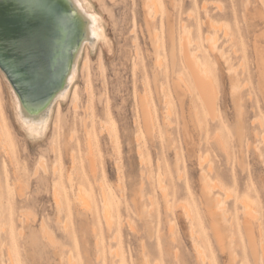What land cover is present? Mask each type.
Segmentation results:
<instances>
[{"label": "rangeland", "instance_id": "1", "mask_svg": "<svg viewBox=\"0 0 264 264\" xmlns=\"http://www.w3.org/2000/svg\"><path fill=\"white\" fill-rule=\"evenodd\" d=\"M148 1L87 0L98 13L104 35L82 50L77 74L64 96L54 102L45 131L27 136L16 125L0 72V121L8 128L14 153L10 164L0 152V180L12 194L8 198L2 189L0 255L4 260L0 264H144L141 245L157 251V244L162 264H175V251L183 263L198 264L188 222L178 206L191 197L195 203L200 200L201 169L227 189L224 193L233 195L224 194L219 186L220 191L213 190L221 199L228 197L222 202L231 215L227 214L226 223L231 226L226 225L230 227L226 233L234 237L235 264H244L240 240L245 246L247 241L237 228H242L245 215L234 198L251 195L256 203L252 228L257 260L251 259L250 264H264V0H156L153 17ZM211 21L226 26L234 41L218 31L216 44L207 42ZM183 29L200 42L192 47L200 61L204 56L210 62L217 91L214 116L207 112L186 65L183 44L189 47L182 38ZM232 81L241 87L236 93L240 110L231 93ZM141 103L152 117L148 128ZM89 156L95 159L92 173L87 166ZM40 159L46 172L38 168ZM177 160L182 179L175 171ZM116 164L121 171L119 187ZM208 165L212 172L206 170ZM158 172L167 185L166 215L175 223L174 232L168 231L163 215L166 204L156 188ZM55 186L63 192L60 211L53 202ZM78 188L89 197L91 210L75 201ZM101 188L107 190L112 204L114 241L102 217ZM142 205L153 219L160 218L158 239L157 234L146 236ZM200 207L195 208L201 226L210 236ZM10 210L13 232H9ZM127 220L137 232L128 230ZM42 221L53 244L45 238ZM61 222L67 223L69 233L62 231ZM201 226L196 222V230ZM212 249L210 258L216 264L229 263L227 251L220 253L214 244ZM247 251L246 246V255ZM7 252L13 255L10 259Z\"/></svg>", "mask_w": 264, "mask_h": 264}, {"label": "bare ground", "instance_id": "2", "mask_svg": "<svg viewBox=\"0 0 264 264\" xmlns=\"http://www.w3.org/2000/svg\"><path fill=\"white\" fill-rule=\"evenodd\" d=\"M29 2L30 3L28 6L32 10L33 15L22 13L23 8L20 7L18 4H16L13 7V11H14L13 16L8 13L6 0H1L0 2V6L2 9L0 14V19L6 23V28L3 30L2 33H4L7 36H13L17 41V44L15 46H11L9 43H3L0 38V64L6 70L5 73L2 72L1 70L0 72L2 73L1 76H3L4 83L6 84V87L8 89L9 100H10L11 108L13 110L15 123L22 131L25 132L27 136L38 133V131L41 130L45 131L48 128L50 113L53 104L56 100L64 96V94L67 92L69 84L75 78L77 74L76 66L80 59L82 50L86 45L94 43L98 39L102 38L104 35L103 24L98 18V13L92 10L87 5V0H41L39 1L40 5L38 6H37L38 0H29ZM155 2L156 0H149L146 3L148 10L151 13V17H153L152 12H154L155 7H157L155 6L156 5ZM43 3H45V6L48 7L51 11L46 10L43 6ZM204 5L205 3H203L202 9H205ZM52 11L55 15L50 14V12ZM263 12H264V3H263ZM209 28H210V32H207L205 34V40L207 42L216 44L217 42L216 33L218 31L219 32L222 31L224 37L228 36V32H227L228 28L226 26L220 25L219 23L211 21L209 23ZM189 32L190 30L187 29H183L182 31V38L189 47V49L187 50L185 44H183V50H182L183 56L184 59L186 60V65L190 71V75L193 80L195 89L199 93L201 100L203 101V104L207 109V112L210 114V116H214L216 113L215 101L217 98V91H216V85L213 82L211 70L208 67V65L209 66L211 65L209 60L206 59L204 56L201 59L202 61H200L196 51L192 49L194 45L198 46L200 42L195 37L191 36ZM48 37L51 40L48 39ZM227 38L229 41H234V37L228 36ZM40 41L51 44V47H49L47 51H45V53L43 54V61L37 63L31 60L30 57H35L37 55V51H38L37 44ZM219 53L220 55L223 56L222 51H220ZM262 62L264 63V59L262 60ZM160 63L161 60L158 61V64ZM16 85L20 87L21 92ZM238 85H239L238 83L236 84L235 82L232 81L231 93L236 101L238 109L240 110L241 109L239 103L240 100L236 98L237 95L236 93H239L240 92L239 89L241 88ZM141 104H142V108H141L142 120L145 127L148 128L149 125L152 124V117L144 108L143 103ZM74 107H76V105H74ZM169 109L170 108L167 107V111H166L167 114L170 111ZM136 139L138 141V137ZM0 152L3 154V156L6 159L7 158L10 159L11 161L10 164H11L14 158L12 142H11V138L8 135V128L2 123V121H0ZM140 160L143 161L142 157L140 158ZM198 160H199L198 161V165H199V163H201L202 161L199 159V157ZM87 161H88V165H87L88 170L89 172L92 173L95 170V159L89 156L87 157ZM144 163L146 164V162H143V165L145 166ZM115 166H117V168L116 167L115 168L117 169V178L119 180L117 186L119 187L121 184V180H120L121 171L119 165L116 164ZM201 166L198 167L201 169L202 168ZM208 166L210 167V165ZM38 168H41L44 172H46V166L43 159L39 160ZM38 168L35 169L34 174L38 173ZM206 170H208L209 172L213 171L211 167L206 168ZM175 171L177 172V175L180 177L182 173L180 174L178 160L175 163ZM206 173L207 172H205V170L201 169L199 175L201 182L200 184L201 194H200V198H198L200 200L198 201V203L197 202L196 203L197 205L202 206L200 208L203 210V215L207 220V226H208L207 229L211 233L210 236L204 234L206 228L201 226L202 223L201 217L198 215V212L196 211L197 209L195 207L197 205L194 202V200H192V197L189 198L191 199L189 200V202H184L180 204L181 206L180 205L179 206L176 205V206H178L179 209L181 208L182 215L188 222L189 238L191 239L190 240L191 247L195 255L196 263L216 264L210 258V256L212 257L213 255L212 246L214 244L218 248L220 253L223 252L225 253V251H227V255L229 258L228 264H235V260H237L236 257L237 254L235 252V248H236L235 242L232 240L234 237L232 238V236L227 235L226 233L227 229L229 231L230 228V227L226 228V225L228 224L227 226L229 225L231 226V224L226 223L228 221L227 217L228 215H230L229 213L230 211L227 209L225 210L222 202L223 198L222 199L220 198L221 197L220 194L214 192L215 188H218V186L222 189V191L223 190L227 191V189L222 187L221 184L217 185L215 182H213L210 178H208ZM157 174H159V172ZM14 175H15V184H19L18 177L16 176L17 174L13 173V176ZM157 177L158 176L156 175V180H157L156 188L157 191L158 190L160 191L158 192L161 193L160 195L162 196V199L166 204L163 215L167 218L168 231L174 232L175 223L171 219H169L168 216L166 215L169 205L167 202L168 198L166 199L167 195L165 193V188H167L166 187L167 185L164 183V181H162V179L165 180V178L163 175V178L161 179L160 174L159 177L158 178ZM185 188L190 196L192 194L191 189L188 183L186 182H185ZM2 189H4L7 192V196L8 198H10L12 194L10 193V191H8V186H6V184L2 183V181L0 180L1 199L3 192ZM221 189L218 188L219 191ZM139 190H141V188ZM61 194H63V192H61L58 189V187L55 186L53 189L52 197L55 207L59 211L64 208ZM224 194L228 195L229 193H224ZM230 195L231 194H229V196ZM250 196L251 195L243 194L241 196H238L237 198H234L236 199L237 202L241 204L242 212L245 215V218L243 217L244 220L242 223L243 224L242 228H240V226L237 227L239 231L243 232L244 238L247 241L246 246L248 250L247 251L248 255L245 254L246 246L244 245L243 239L240 240L243 247L244 258L242 261L244 264H250L251 259L253 262L257 260L256 241L253 235V228H252L253 219L257 218L255 217V211H254L256 207V203L250 198ZM100 197H101L102 217L108 231L112 232L111 234L114 241V239L117 238V235L114 234V219L112 216V204L110 202L109 194L107 190L101 188ZM227 198L228 197H226V199H223V201L228 200ZM74 199L76 202L84 206L87 210H91L90 208L91 201L89 197L86 196L85 193L80 188H78L77 192L74 194ZM178 207L175 208L177 209ZM141 209H142L140 211L141 213L140 212L139 213L142 216V225L144 226L147 232L146 236L150 239L153 237V235L155 236L157 234L156 238L158 239L160 237L158 236L160 233L159 216H155V219H153V216L150 213L148 207L143 206L141 207ZM24 213H23L24 214L23 217L26 218V216L28 215H26V212ZM12 214L13 213L10 210L8 215V221L11 224L9 228V232H13ZM20 215H22V213ZM23 217L21 216V218ZM24 220L29 221L27 219ZM19 221H22V219H20ZM196 222L199 227L200 226L202 227L201 230H196ZM61 224H62L61 226L62 231L65 233H69L67 223L61 222ZM128 225H129L128 230L134 228L132 224H128V220H127L126 221L127 228ZM41 227L44 231L46 240L50 241V243L52 241L53 244L54 238L52 234L49 233L43 221L41 222ZM134 230L135 229H132L130 231L134 232ZM135 232L137 231L135 230ZM229 234L231 233L229 232ZM157 246H158V250L156 251L155 249H151L149 247H145L144 245H141V249H142L141 251L144 256L143 257L144 264L163 263V256L161 254L160 247L158 244ZM261 249H262V244H261ZM8 253L9 252H7V254ZM115 254L118 255V252L115 251ZM11 255L9 256L8 254L7 257L9 256L10 259ZM173 258L175 260V264H185L182 262V259L179 258V256L176 254V251L175 253H173ZM3 260L4 259H2L0 255V262L1 261L3 262ZM68 261L69 263L71 262L70 259ZM12 262L13 261H10V263ZM118 264H121V262H119Z\"/></svg>", "mask_w": 264, "mask_h": 264}, {"label": "water", "instance_id": "3", "mask_svg": "<svg viewBox=\"0 0 264 264\" xmlns=\"http://www.w3.org/2000/svg\"><path fill=\"white\" fill-rule=\"evenodd\" d=\"M0 2H1V0H0ZM29 3H30L29 0H6L8 13L13 16V13H14L13 7L16 4H18L20 7L23 8L22 13H26L28 15H33L32 10L28 6ZM1 11H2V9L0 6V14H1ZM50 14L55 15L53 13V11L50 12ZM56 15H57V13H56ZM5 28H6V23L0 19V38H1V41L3 43H9L11 46H15L17 44V41L15 40V38L13 36H7L4 33H2ZM47 32H49V31H47ZM48 39H50V38L48 37ZM49 47H51V44H49L47 42H41V41L38 42V44H37V50H38L37 55L35 57H30V59L33 60L34 62H37V63L43 61V54L45 53V51H47V49ZM95 48L93 50H90V51L93 52L95 50ZM0 70L4 73L6 72V70L1 66V64H0ZM16 86L19 88V90L21 92L20 87L18 85H16Z\"/></svg>", "mask_w": 264, "mask_h": 264}]
</instances>
